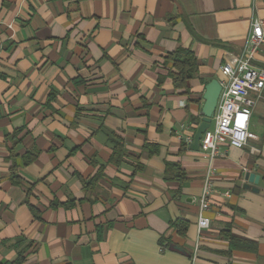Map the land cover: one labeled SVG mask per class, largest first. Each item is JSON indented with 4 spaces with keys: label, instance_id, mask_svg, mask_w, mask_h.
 Returning a JSON list of instances; mask_svg holds the SVG:
<instances>
[{
    "label": "crops",
    "instance_id": "0c3cea01",
    "mask_svg": "<svg viewBox=\"0 0 264 264\" xmlns=\"http://www.w3.org/2000/svg\"><path fill=\"white\" fill-rule=\"evenodd\" d=\"M255 18L264 0H0V261L264 264V91L256 138L211 164L201 233L210 163L188 142L206 86L244 53ZM178 47L199 63L187 90L166 61ZM251 62L264 68V50ZM180 221L185 235L171 226ZM229 236L257 251L231 249Z\"/></svg>",
    "mask_w": 264,
    "mask_h": 264
},
{
    "label": "built area",
    "instance_id": "2783aa9c",
    "mask_svg": "<svg viewBox=\"0 0 264 264\" xmlns=\"http://www.w3.org/2000/svg\"><path fill=\"white\" fill-rule=\"evenodd\" d=\"M260 50H264V21L255 18L250 25L244 53L234 63H224L220 67L224 77L220 81L222 91L211 127L202 134L200 140V149L208 158L210 166L199 199V233L211 224L206 213L211 209L215 194L213 160L222 155L223 146L241 149L249 140L256 138L250 131V122L264 91V68L253 65L251 60ZM192 141L193 138L189 137L188 142ZM224 195L229 196V192Z\"/></svg>",
    "mask_w": 264,
    "mask_h": 264
},
{
    "label": "trees",
    "instance_id": "16d2710c",
    "mask_svg": "<svg viewBox=\"0 0 264 264\" xmlns=\"http://www.w3.org/2000/svg\"><path fill=\"white\" fill-rule=\"evenodd\" d=\"M166 61L172 62L173 67L177 71V73L171 74L175 88L187 90L189 81L198 75L199 63H198L197 57L195 56V53L191 49H187L184 47H178L174 52H171L166 57ZM120 146H121L120 143H118L115 146L114 154L111 158L112 162L114 163H118L120 159L122 158V156H125V152L122 151V148ZM38 154L39 152L35 150H31L30 152L26 153L23 156L24 164L28 165L34 162L36 158L38 157ZM167 169L168 171H170V169H173L174 171L180 170V168L177 165H171V166L168 165ZM179 176H181V174H179ZM13 178H15V176H13ZM85 184L87 185L88 183H85ZM171 226L174 227L178 231V233H180L181 235H185V232L187 229V222L185 221L175 222ZM229 237H230L231 249L239 248V249H246L250 251H257L256 243L245 240V239H239L234 236H229ZM162 245L165 246L166 242L163 241ZM187 255L189 256L190 254L187 253ZM24 259H25L24 255L21 254L19 258L13 263L0 261V264H22Z\"/></svg>",
    "mask_w": 264,
    "mask_h": 264
},
{
    "label": "water",
    "instance_id": "95a60500",
    "mask_svg": "<svg viewBox=\"0 0 264 264\" xmlns=\"http://www.w3.org/2000/svg\"><path fill=\"white\" fill-rule=\"evenodd\" d=\"M222 91V86L219 80H212L207 86H206V92L204 95L205 104L201 109L200 112V121H195V124L198 125L197 132L194 136L193 143L191 144V148L193 150H199L200 149V140L202 138V134L211 127L213 118L215 116L218 100L220 97ZM260 176L256 173L247 172L245 174V181L246 184L244 187L246 189H251L254 192H258L259 190L253 185H258ZM170 249L183 253L187 255L186 251L178 246V245H170Z\"/></svg>",
    "mask_w": 264,
    "mask_h": 264
}]
</instances>
